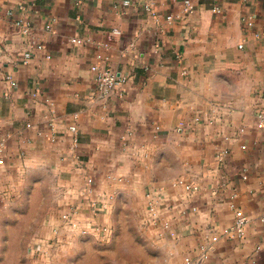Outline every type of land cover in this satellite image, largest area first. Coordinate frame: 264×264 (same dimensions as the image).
<instances>
[{
  "label": "crops",
  "instance_id": "1",
  "mask_svg": "<svg viewBox=\"0 0 264 264\" xmlns=\"http://www.w3.org/2000/svg\"><path fill=\"white\" fill-rule=\"evenodd\" d=\"M98 53L129 77L106 102ZM0 143V195L52 170L69 204L145 218L161 187L167 264H264V0H0Z\"/></svg>",
  "mask_w": 264,
  "mask_h": 264
},
{
  "label": "rangeland",
  "instance_id": "2",
  "mask_svg": "<svg viewBox=\"0 0 264 264\" xmlns=\"http://www.w3.org/2000/svg\"><path fill=\"white\" fill-rule=\"evenodd\" d=\"M13 181L0 195V264H167L166 246L143 228L129 195L101 218L69 204L52 170Z\"/></svg>",
  "mask_w": 264,
  "mask_h": 264
},
{
  "label": "built area",
  "instance_id": "3",
  "mask_svg": "<svg viewBox=\"0 0 264 264\" xmlns=\"http://www.w3.org/2000/svg\"><path fill=\"white\" fill-rule=\"evenodd\" d=\"M125 3L128 4L129 2L126 1ZM145 8L152 10L150 4H145ZM168 18L172 19L173 15H169ZM19 23L24 24L22 20ZM247 23L250 26L253 25L251 19H248ZM114 32H119V30L115 28ZM26 57H31V53L29 52L26 53ZM108 58L109 56L103 55L102 53H98L97 61L95 62V64L92 65V70L95 72V76H96L98 98L102 102H106L116 94L122 92L124 85L129 80L128 75H120L111 66L102 64V61L107 60ZM8 79L11 80L12 76H8ZM1 147H2V143H0V152L2 151ZM179 183H182V181H180ZM185 187L188 190L189 188H191V185L186 183ZM147 197H148V209H147V215L145 217V223H147V225H152L157 223L160 219V204L163 198H165V195L162 188L160 189L155 188V189H151L148 192ZM65 217L69 218L67 217V215H65ZM246 223H247V217L245 216L237 217L234 227L236 228L239 234L244 233ZM166 227H170L169 222L166 223Z\"/></svg>",
  "mask_w": 264,
  "mask_h": 264
}]
</instances>
